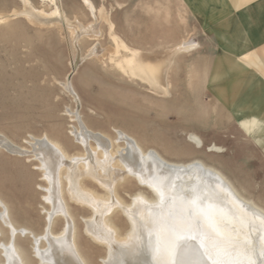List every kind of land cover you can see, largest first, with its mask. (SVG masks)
I'll use <instances>...</instances> for the list:
<instances>
[{
    "label": "rangeland",
    "instance_id": "374dc122",
    "mask_svg": "<svg viewBox=\"0 0 264 264\" xmlns=\"http://www.w3.org/2000/svg\"><path fill=\"white\" fill-rule=\"evenodd\" d=\"M90 1L93 15L79 0H56L67 27L63 18L46 15L53 8L48 4L30 0L34 12L46 14L27 18L20 0H0V134L26 150L33 139L45 137L69 157H83L94 166V143L84 147L71 133L79 127L75 113L110 142L119 129L167 161L213 167L264 211V152L236 124L239 116L264 117V0ZM91 24L97 25L98 36L84 34ZM114 40L130 51L119 49L114 59L132 54L138 67L134 75L110 60ZM95 45L102 54L89 56ZM244 101L252 106L238 113ZM117 146L122 142L112 151ZM38 167L31 155L0 148V264L6 263L2 244L10 240L24 264H41L33 245L45 250L46 234L58 236L65 228L60 216L49 221L48 184ZM82 184L106 195L90 179ZM61 185L80 256L86 264H104L108 248L85 232L92 212L70 201L65 178ZM170 191L161 194L128 177L113 194V201L116 195L125 207H132L138 194L145 200L153 226L147 239L162 253L157 264H264V230L254 219L243 222L239 213L236 219L237 213L225 209L206 184L189 187L178 180ZM3 211L16 230L13 237ZM122 211L108 215L118 238L133 227Z\"/></svg>",
    "mask_w": 264,
    "mask_h": 264
},
{
    "label": "bare ground",
    "instance_id": "6f19581e",
    "mask_svg": "<svg viewBox=\"0 0 264 264\" xmlns=\"http://www.w3.org/2000/svg\"><path fill=\"white\" fill-rule=\"evenodd\" d=\"M20 1L23 4V7L26 9L25 15H27V18L34 17L36 13L41 15L46 14L43 10H37L34 12L30 0ZM38 1H40L42 4H48L49 6L53 7L52 11L46 14L47 16H58L59 18H63V21L65 23L67 22L66 16L56 5V0ZM79 1L83 5H85L86 8H88L92 15L94 14L95 9L90 0ZM96 24H91L89 27H87L88 29L84 31V34L87 33L88 37L98 36L97 34H99V31L97 30ZM67 25V27H70L69 24ZM88 33H91V35H88ZM114 43L115 50L113 52L112 58H110V60L114 63V67L121 69V71L127 70L130 72V74H133V70H135V68H138L133 59V55L128 54V56H122L120 59H114L115 57H117V55L120 54L119 49H125L124 51L128 50L126 47L116 42L115 40ZM100 54L102 53L97 45H95L89 52V56H99ZM75 66L76 65H74V67ZM150 73L153 72L150 71ZM152 77L153 76H151L150 78L152 79ZM147 79L150 80L149 77ZM67 87L69 88L70 86ZM72 114L74 115L73 117H76L79 124L78 129H74L73 131H71L75 139L84 147L85 145H88V141L94 143L93 148L91 147V151L95 159L94 166L91 165L90 162L83 157H69L60 144L55 141L52 142L45 137L42 139H33V141L30 143L32 149L26 150L14 145L2 134H0L1 149L10 154L18 156L31 155L32 159L36 160L40 164L38 170H41L43 172L42 177L48 184V187L45 189L47 193L45 196V200L51 207V213H49V221L51 217L55 216H60L65 220V228L58 236H54L52 234L49 235L48 233L46 234L45 239L47 241L48 248H46L45 250H41L35 247V244L33 245V250L38 256V259L41 261V264H86L84 259H82V257L80 256L75 243V230L72 217L63 198L64 193L62 191L61 185L63 178H65L68 184L66 191L68 193L70 201L78 204L79 206L86 207L92 212V218L86 220L85 222V232L94 242L108 248L107 250H109V252L107 254L109 256L107 261L105 260L104 264H153V261H155V263L162 261V253L160 254V251H158L156 248H153L152 244H150L147 239V235H149V233L152 235L151 229L153 226L151 223V219L149 218L151 214L148 215V208H146L147 206L143 204V202H145L144 199L142 200L143 197L138 194L134 198V204L132 207H125L123 204L118 202L116 195L114 196L115 201H113V194H115L117 185L128 177L136 180L137 183L142 187H156V189L159 190L161 194H167L171 189V185H173L174 182L178 180L182 181L185 184L187 182V185L189 187H201L203 184H206L209 187V191L214 194L213 196H217L221 201H223L222 203L226 207L222 205V203H219L224 206L225 209L227 208L237 213L236 215L238 216L236 217V219L240 218V215H242V221H246L247 218H250L251 222V219H254L264 230V211L255 204L250 203L242 198L236 191V189L229 183V181H227L223 177V175L213 167L206 166L200 161H191L187 163H173L167 161L162 155L159 154L158 151L151 148L144 149V146L132 134L119 129L115 130L118 138H116L114 142H110V139L107 138L106 135L88 129L83 124V122L79 121L77 114ZM119 142H122L123 146H117L116 150L112 151L113 144H118ZM63 171H66L65 176H63ZM86 178L95 182L99 186V188L106 192V195L100 196L84 187L82 181L84 179L86 180ZM180 187L181 191L185 189V186L181 185ZM224 207H220L223 212L225 210ZM116 209L123 210L122 212L127 214V217L131 220L130 222L133 223V227L124 238H118L116 236L115 230L108 219L109 213ZM127 209H130V212H127ZM221 209L216 210L220 211ZM243 216L245 217V219L243 218ZM1 218L8 226H11L10 229L13 237L16 234V230L12 228V224L9 222L8 215L5 211L1 213ZM224 218H226V216ZM234 220L235 219H233L232 221ZM232 221L231 224H233ZM224 222L226 221L224 220ZM160 223L162 224V222ZM249 226H251V224ZM154 228L156 229L155 226ZM238 228H236L237 231L242 227L239 229ZM240 231L242 232V229ZM243 231V233L245 234V229ZM233 233L235 234L236 232ZM245 238L246 237H244V239ZM240 239L243 238H241L240 236ZM2 247L5 251L6 257V263L4 264H24V258L22 257V254L20 253L16 245L11 242V240L5 245L2 244Z\"/></svg>",
    "mask_w": 264,
    "mask_h": 264
},
{
    "label": "crops",
    "instance_id": "0c3cea01",
    "mask_svg": "<svg viewBox=\"0 0 264 264\" xmlns=\"http://www.w3.org/2000/svg\"><path fill=\"white\" fill-rule=\"evenodd\" d=\"M215 65L217 69L219 66L217 67V64ZM251 106H252V102L244 101L237 112L241 113L247 108L250 109ZM258 107L260 106H257V108ZM236 124L240 128V130L245 135L249 136L257 146L263 149L264 152V117L261 118L259 113H254L245 117L239 116L236 119Z\"/></svg>",
    "mask_w": 264,
    "mask_h": 264
},
{
    "label": "snow or ice",
    "instance_id": "6c2138e0",
    "mask_svg": "<svg viewBox=\"0 0 264 264\" xmlns=\"http://www.w3.org/2000/svg\"><path fill=\"white\" fill-rule=\"evenodd\" d=\"M195 238V237H194Z\"/></svg>",
    "mask_w": 264,
    "mask_h": 264
}]
</instances>
